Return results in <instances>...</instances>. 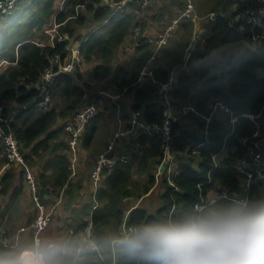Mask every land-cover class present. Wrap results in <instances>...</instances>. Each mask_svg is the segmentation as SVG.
Instances as JSON below:
<instances>
[{
  "label": "trees",
  "instance_id": "1",
  "mask_svg": "<svg viewBox=\"0 0 264 264\" xmlns=\"http://www.w3.org/2000/svg\"><path fill=\"white\" fill-rule=\"evenodd\" d=\"M61 1L63 0H31L29 6L32 7L33 3L39 2V8L38 13L29 19L30 28L43 30L47 26L46 23L51 22L55 16L56 23L60 24V33L56 36L55 45L23 43L17 65H6L0 71V122L4 127L9 125L12 132L19 137L22 151L26 154L30 166L36 165L39 161L45 162L42 170L37 174L42 181L43 196L45 193L58 195L64 191V198L67 196L65 203L68 200L67 209H69L70 202L73 203L69 199L73 198L74 189L79 188L82 183L69 182L68 179L71 174L69 142L59 141L63 132L68 139V134L64 130V121L73 117L88 101L99 104L101 94L94 85L91 88L89 81L82 86L73 75L61 74L58 80L64 84L65 95L75 96L74 101L65 109L59 110L54 103L51 109L35 108L25 115L22 107L31 106L40 99L38 79L50 66L52 58L56 54L66 57L68 40L60 41V35L71 37L75 42L82 40L77 32L86 23L87 15L79 13L80 8L83 7L91 13L95 23H102L110 16L113 4L109 0H65V6L60 10L57 5ZM199 2L197 8L199 15L203 17L201 23L203 22L207 31L203 33V49L197 52L196 48L188 62L193 59L197 61L208 58L211 67L215 70H202L194 66L182 67L180 71L178 70L179 85L173 91L175 108L179 111L185 105L191 104L196 106L198 114L191 112L173 122L176 164L175 170L170 175L165 172L160 178L162 183L160 197L163 206L154 214L140 206V202L159 184L156 173L164 158L160 142L156 138L142 135L133 142H126L124 148L118 149V152L132 153L131 162H118L112 169L104 170L103 185L97 197L98 207L93 209L95 204L93 199L90 210L86 207L87 204L83 205L80 216L86 214L87 217L78 220L67 236L82 239L85 227L92 222L94 238L109 252L114 236H120L124 223L136 230L161 220L201 213L232 203L233 200L221 197L213 203L214 207L208 204L202 210L195 209L202 198L207 199L208 192L214 186L220 187V194L240 193L242 181L237 169L238 162L250 154L255 143H260V148H256V151L264 153V45L258 42L252 45L249 27L246 32H242L239 25L230 24L238 13L248 9H260L263 0H200ZM232 3H237V8L228 13ZM24 8L26 7H18L9 19L1 15L4 20L2 21L0 17V22L6 27L0 33V56L5 54L13 26L17 25L19 18L26 14L27 9ZM137 9L142 10L141 7ZM212 14L216 19H212ZM136 18L137 12L114 15L110 19L113 28L107 35L97 36L93 33L82 43L83 57L88 63L94 62L92 76L96 80H104L112 75L111 61L117 49L132 32V26L137 24ZM138 23L144 27L143 20ZM139 48L141 52L137 55L135 64L127 68L121 67L118 76L113 77L118 89L116 92L131 97L132 111L143 110L145 119L159 121L162 111L155 104V82L152 79L142 84L137 81L139 69L151 55L150 42L144 41ZM238 55L240 59L230 69L226 82L219 74L221 70H218V66ZM176 63L177 61L172 62L170 67ZM155 73L160 81L166 80L170 75L168 68L156 69ZM218 101L223 102L235 115L253 113L259 124L243 116L233 124L230 115L222 109L211 116L214 104ZM11 102L18 105L16 108L18 117L17 121L12 120L8 124L6 122L12 113ZM207 117H211V120L206 129ZM91 124L83 134L82 142L86 148L94 134L95 126ZM257 130L259 135L254 136ZM201 143L203 145L199 148V152H194L195 147ZM151 154L157 156L153 165L142 168L139 164L136 165L137 160ZM7 161L4 143L0 138V196L2 197L18 194L26 178L25 172L17 166L10 165L4 168ZM137 173H140L139 178L135 177ZM263 180L255 179L249 199H264ZM51 188L53 191H50ZM133 200L136 202L133 203ZM15 248L0 243V252ZM116 248L117 264H145L118 244ZM96 255L95 252L85 251L80 259L81 264H100Z\"/></svg>",
  "mask_w": 264,
  "mask_h": 264
},
{
  "label": "built area",
  "instance_id": "2",
  "mask_svg": "<svg viewBox=\"0 0 264 264\" xmlns=\"http://www.w3.org/2000/svg\"><path fill=\"white\" fill-rule=\"evenodd\" d=\"M112 2V12L110 16L100 25L110 22V19L119 13H127V10L131 9V5L135 7H141L142 9H148L155 7L156 0H109ZM15 3V2H14ZM10 0H0V14L3 15L5 9L10 5ZM5 14V13H4ZM212 19H216L214 14L211 15ZM203 19L199 15L196 0H182V8L179 16L175 18L170 24H168L162 31H160L154 37H143V28L141 25H134L132 30L131 41L126 44L125 51H135L145 42H150L153 45V51L151 55L146 59L142 65L139 75L138 83L142 84L148 79H152L156 84V90L154 93L155 104L158 109L162 111V117L159 121H148L144 117L143 110L131 111L127 127L120 120L117 129L114 131L112 139L108 147L100 152L97 156L96 164L91 172V183L93 187V198L95 204L93 209L98 207L97 196L100 188L103 185L104 170L112 169L118 162L128 163L132 160V153L130 152H118L117 147L120 141L133 142L142 135L149 136L150 138H156L160 144L161 149L164 152V158L162 164L158 168L157 179L159 175H163L165 172L170 175L175 170V155H174V143L175 134L173 132V122L175 120L182 119L188 113L198 114L197 108L194 105H185L181 110H176L175 101L173 97V91L178 87L179 83V67L182 68V64H178L170 72L169 77L160 81L156 78V67L155 61L157 56L163 47L167 46L170 38L173 35L175 29H177L183 21H191L197 24ZM56 23V21H55ZM232 26L239 25L242 32H246L248 27L250 28L252 36V45L256 42L264 45V0L260 9H248L242 13H238L232 18ZM56 27L48 35L50 45H55L56 36L59 35L60 24L56 23ZM100 27V26H98ZM258 28V29H257ZM200 30L195 28L192 35L191 43L188 46L191 49L195 43L200 40ZM144 38V40L142 39ZM88 38H84L79 42H75L71 37L60 35L59 40H68L67 43V54L66 57H62L56 54L51 61L50 66L45 69L38 79V88L41 90V96L38 101L33 105H24L25 110H32L35 108L51 109L54 106V86L58 82V76L61 74L73 75L78 83L82 82L77 75L78 69L83 66L84 58L82 54V43ZM49 45V44H48ZM82 64V65H81ZM81 65V66H80ZM78 66H80L78 68ZM127 90V88H125ZM110 95L107 91H99V94ZM219 109L225 111L226 114L230 115V120L234 124L240 117H246L259 124V120L256 115L250 112H245L241 115H235L231 110L218 101L214 104L211 116L216 113ZM100 111L98 104L88 101L84 103L80 110L76 114L64 121V130L68 134L69 142V157L71 159V173L76 175L78 165L80 162V153L82 147L83 134L87 130L88 126L96 118ZM206 129L211 117L206 118ZM12 119L6 123H10ZM259 131L254 133V136H258ZM0 138L3 140L5 147V154L7 157V163L4 168L10 165L17 166L21 171L25 172L26 186L30 192L33 203L36 207V216L32 223L28 226L21 227L18 229L16 235L7 233V230L0 225V243L10 245L11 247H17L20 243V235L22 232L31 230L33 233V240L41 238L45 235L49 226L55 221L58 214L60 213L61 204L64 202V191L55 196L52 199H47L43 196L41 191L40 178L36 174L33 166H30L26 154L22 151V143L17 135L12 132L10 126L4 127V124L0 123ZM247 141V138L244 139ZM203 143L195 147L197 149L194 152H199V148ZM256 148H260V143H255L252 147L250 154L241 159L237 164V169L242 181V190L238 194H221L216 199L207 201L204 197L196 204V210L204 209L208 204L216 202L221 197L229 198L233 201L249 199L250 189L255 179H264V153L256 151ZM194 149V150H195ZM135 231L134 228L126 226L124 223L123 228L120 232V236L116 237L111 242V250L107 252L102 246L96 241L93 236V223L89 222L85 227L82 235V241L84 242L85 251L95 252L100 264H117L118 263V252H117V241L118 239L127 236L128 234ZM84 251V252H85ZM83 252V253H84ZM82 258V255L80 259Z\"/></svg>",
  "mask_w": 264,
  "mask_h": 264
},
{
  "label": "clouds",
  "instance_id": "3",
  "mask_svg": "<svg viewBox=\"0 0 264 264\" xmlns=\"http://www.w3.org/2000/svg\"><path fill=\"white\" fill-rule=\"evenodd\" d=\"M194 67L215 70L208 58ZM117 244L145 264H264V199L147 224ZM83 245L79 237L49 234L0 252V264H81Z\"/></svg>",
  "mask_w": 264,
  "mask_h": 264
},
{
  "label": "rangeland",
  "instance_id": "4",
  "mask_svg": "<svg viewBox=\"0 0 264 264\" xmlns=\"http://www.w3.org/2000/svg\"><path fill=\"white\" fill-rule=\"evenodd\" d=\"M64 1L65 0L61 1L57 5V8L62 10L64 8V6H65V2ZM199 1L200 0H196V6H197V4L200 3ZM30 2H31V0H19V1L18 0H10L11 4L8 6L7 9L3 10L4 13H5V14L3 13V15H5L7 19H9L10 16L13 15V13H15L17 11L18 7H23L24 6V7H26L24 9H27L26 10V14L23 17L19 18L18 24L14 25L12 30H11V32H10V39L8 41V44L6 45L5 54L0 56V71H2L3 67L6 66V65H9V66L17 65L19 57L21 55V46L23 45V43H25V42H33V43H36L38 45H48V44L50 45V41L48 40L49 39L48 35L51 36V34L46 33V32H51L52 33L53 29L57 26L56 23H55V20H56L55 16L53 17L51 22L46 23L47 26H45L46 28L44 27L43 30H40L39 28H36V27L31 29L30 28L29 19L35 13H38L37 10L39 8V6H38L39 2L33 3L32 7L29 6ZM168 3H172V5H170V6H168V7H166L164 9V6H162L163 5V0L156 1L155 5H158L159 7L161 6V9H160V11H158V13H156L154 11V7H151L149 9V11L146 12V10L137 9V7L132 6V5H131V9L127 10V13L137 12V14L145 21L148 18V15H150V18L153 19V21L160 22L161 25L163 26L162 28H164V26L166 27L175 18H177L179 16V13H180L181 8H182V1L181 0H168L167 4ZM236 8H237V3H232L229 6V8H228V13H231L232 11H235ZM197 10H198V8H197ZM80 12L83 13V14L85 13L87 15L86 23L83 26H81L79 28L78 32H77L78 35L79 34L81 35V39H83L86 36L90 37L93 34V32H94L93 29H94L96 23H95V21H94V19L92 17V14L87 12L85 10V8L81 7L80 10H79V13ZM198 13H199V11H198ZM1 15L2 14H0V17L2 18L1 20L3 21L4 18ZM17 18H18V16H17ZM183 22L181 23L182 25H180L177 29L174 30L173 35L170 38V41L168 43V47L167 48H166V46L163 47L162 50L159 53V56H160L162 54V52H164V49L166 48L165 52H164V57H165V63H167V64L172 63L174 61H178V59H182V57L184 56L185 51H186L185 48L187 47V45H190V43H191V39H192L191 37H192V35L194 33V30H195L196 26H197V28L200 31L204 27L203 22L201 23V21H199L197 24H195V23H193L191 21H185L184 23ZM137 25H141L142 26L141 23H138ZM5 27L6 26H4L3 22H0V33L3 32ZM134 27L135 26L133 25L131 30H133ZM112 28H113V23L109 22L107 24H104L101 28L97 29L95 31L96 32L95 34L97 36L107 35ZM206 31L207 30H205V32ZM0 37H1V34H0ZM203 40H204V36L202 37V39L200 40V42L198 44L199 46L197 47V50H196L197 52L201 51L203 49V46H202ZM188 41H190V42H188ZM187 52H189V49H187ZM194 52H195V50H194ZM125 54H127L126 51H125ZM83 58H84V63H86L87 61L85 60V57H83ZM239 59H240V55H238L236 57H232L229 60H225L224 64L221 63L218 66V70H221V71H219V74L222 77H224L226 82L228 81V76H229L230 69L238 63ZM84 63H83V66H81L82 64L80 65L81 67L78 66V68L79 67L80 68L77 71L78 78L82 82L84 81V83H81L82 86L85 85L86 81H89L91 83V85H90L91 88H92V85H94V86L97 85V86H95L97 88V91L98 90H106V88H110V89H114L115 88V90H117V87H116V85H115V83L113 81V77L118 76L117 74L120 72V70H119L120 68H117V70H116L117 72L114 69L112 75L109 78L104 79V80H96L92 76V69H93V63L94 62H89V63L87 62L86 64H84ZM177 66H179V65L177 64ZM224 66H225V68H224ZM63 85L64 84L58 80V82L54 86V94H53L54 100H55L54 103H56V107H58L59 110L65 109L75 99V96L65 95L64 89H63ZM85 88H86V86H85ZM127 98H128V96H127ZM127 104H128V101H127ZM11 105H15V107L17 106V108H18V105H16L15 102H11ZM10 108H12V110H11L12 113H11L10 120L12 119L15 122V121H17V117H18L17 116L18 115V112H17L18 110H16L13 106H11ZM113 110H114L115 115L114 114H110V113L106 114V113L103 112L101 114L100 121L96 123V126L99 127V130H98L97 136H96V138L98 137L97 140H96L97 142L103 140V138L105 137V136H102V135L98 136V134L101 133V132H104V130L109 132V129L114 124L112 122L114 120L117 121V119H118V110L121 111L120 112L121 115H122V113L123 114L125 113V103L122 102L120 107H118L116 105L115 109H113ZM22 112H24L25 115H26L30 111L25 110L23 108ZM127 120H128V118H127ZM128 121H127V124H128ZM104 122H105L104 127H100L99 123L103 124ZM61 137L66 139V135H65L64 132L62 133ZM52 142L54 143L55 141H52ZM196 150L197 149H195L194 151H196ZM86 153H88L87 150H86ZM87 156H88V154H87ZM156 157L157 156L154 157V155H152V154H151V156L145 155L144 158L137 160L136 165L139 164L140 168L145 167L146 165H153L154 160L156 159ZM92 160H93V157H89L90 166L93 165L91 163ZM94 165H95V163H94ZM94 165H93L92 168L95 167ZM154 166H155V164H154ZM135 170H142V169H135ZM154 172H155V170H154ZM140 173H137L136 174L137 176H135V177L139 178L138 175H140ZM36 174H37V172H36ZM158 177H159V179L157 180V183H159V184L157 185L156 189H154L151 192V194H149L147 197H145L143 199L142 202H140L141 203L140 206L142 208H145L151 214H154L159 208H161L163 206V200L160 197V192L162 191V183H160V180H161L160 178L162 177V175L160 174ZM212 189H214L215 195L212 196V198H210V199L218 198L220 196L219 195L220 187L219 186H214ZM72 199L73 198H70L69 200L72 201ZM88 199H89V197H85V200H88ZM92 199H93V201H95L93 197H92ZM134 202H136V201L133 200V203ZM67 203H68V200L63 205L61 204V206H65L66 207V214L65 215L63 214L59 218H58L59 214L57 216V218L59 219L60 223L63 224L62 229H58L59 231L60 230L62 231L63 229H65V225H66V220L68 218V214L69 215L71 214V211H68L69 209L67 210V205H68ZM140 203H138V204H140ZM70 206L73 209H75V207H76L74 202L73 203L70 202ZM209 206H213L214 207V204H211ZM80 207L82 209V206H79L78 208L80 209ZM86 207L90 210L91 207H92V203H87ZM83 218H85V216L81 217L80 219H76V220L81 221ZM71 223L75 224L76 221L73 222V220H72ZM55 231L57 232V230H55ZM114 237L116 238V237H119V236H114ZM28 240H30V239H28ZM28 243H30V242H28Z\"/></svg>",
  "mask_w": 264,
  "mask_h": 264
},
{
  "label": "crops",
  "instance_id": "5",
  "mask_svg": "<svg viewBox=\"0 0 264 264\" xmlns=\"http://www.w3.org/2000/svg\"><path fill=\"white\" fill-rule=\"evenodd\" d=\"M156 1H158V0H156ZM167 2H168V0H163L162 6H164V9L166 7L172 5V3L167 4ZM150 8L142 9V10H146V12H147V11H149ZM160 9H161V6L159 7L158 5H156V8L154 7V11L156 13H158V11H160ZM136 19H137L136 20L137 23L140 22V20H143L138 14H137ZM143 22H144V27H142L143 28V37H152V36L154 37L155 35H157L160 31H162L165 28V26H164V28H162L163 26L161 25L160 22L153 21V19L150 18V15H148V18L146 19V21L143 20ZM105 24H107V23H105ZM99 25H100V23H96L93 31L97 30V27ZM205 30H206V28L203 27V29L200 32V40L202 39V36H203V33L205 32ZM85 38H87V36ZM131 38H132V33H130V35L125 40V42L117 49L115 56L113 57V59L111 61L112 71L114 69L116 71L117 68H121V67L127 68V67H130V66L135 64V59H136L137 55L141 52V49L138 48L135 51L127 50L126 51L127 54H125L126 44H128L131 41ZM200 40L198 41V43H195V45L191 49H189L188 48L189 45H187V47L185 48L186 51L184 50L185 54L182 57V59H178L177 63L171 67H170V65L172 63H169V64L165 63L164 52H165V49L168 47V45H167L166 48L164 49V52H162V54L160 56L159 55L157 56V60L155 61L156 69L168 68L169 73H170V71L177 64H182L183 68L184 67L191 68L192 66H194V62L196 60L193 59L190 62H188V61L191 59V57H193L194 50H196V48L199 46L198 44H199ZM188 42H190V41H188ZM150 46H151V53H152L154 47L151 43H150ZM187 49H189V52H187ZM140 69H139L138 73L140 72ZM180 69L181 68L179 67V71H180ZM95 86H97V85H95ZM117 90H115V88L114 89L106 88V90H104V91L105 92L107 91L108 93H110V95H106V93L101 94V96H100L101 98L99 101L100 103L98 104L100 111L97 115V118H95L92 121L93 123L91 124L92 126H95L93 137L90 140V144H89L88 148H86L82 142L81 153H80V162L78 165L77 173H76V175H72V173H71L69 178H68L69 182L73 181V182H81L82 183V184H80L81 186L79 188L74 189L75 191L72 194V196H73L72 201L74 202L76 207H75V209H73L70 206L69 210L67 209L68 211H71V214L70 215L68 214L65 229H63L62 231L61 230L59 231L58 229H62L63 224L60 223L58 218L60 216H62L63 214L64 215L66 214V207L65 206H64V208L62 207L60 209V213H59L58 218H56L55 221L49 226L45 235H49V234L68 235L71 227L76 224V223L72 224L71 221L73 220V222L74 221L77 222L78 220H76V219L81 218V216H80L81 207H80V209L78 207L83 206L87 203H91V201H92L93 187H92V183H91V172L94 169L92 167H93L94 163L96 164L98 154L100 152L104 151L108 147V145L112 139L113 133L118 127L119 121L121 120L124 123V126L127 127V121L129 120V117H130V114L132 111L130 108V106L132 104L131 97L130 96H128V98L125 97L124 93L116 92ZM99 91H103V90H98V92ZM127 101H128V104H127ZM122 102L125 103V113L124 114L122 113V115H121V113H120L121 111L118 110L117 121L114 120L112 122L114 124L109 129V132L104 130V132H101L98 134V136L102 135L105 137L104 138L102 137L103 140L97 142L96 140L98 137L96 138V136H97V132L99 130V127L96 126V123L100 121L101 114L104 112L106 114L110 113V114L115 115L113 109H115L116 105L118 107H120ZM11 106H13L15 109L17 108V106L15 107V105H11ZM127 115H128V120H127ZM104 124H105V122L103 124L99 123V126L104 127ZM60 140H65V142L68 143L67 137H66V139L61 137L59 139V141ZM126 145H127L126 142L120 141V143L117 147H119V148L123 147L124 148V146H126ZM86 150L88 151V153H86ZM87 154H88V156H87ZM89 157H93V160L91 161V163L93 164L92 166H90V164H89ZM44 163H45L44 161L43 162L39 161V162H36V165L33 166V168L35 169L37 174H39V172L42 170ZM24 181L25 182H24L23 188L19 191L18 194L8 195V196H4V197L0 196V225L4 229H6L7 233H9V234L16 235L18 229H20L21 227H25V226L30 225L36 216V207L33 203L30 192L26 186V180L24 179ZM40 182L42 185L41 180H40ZM41 187L43 189V186H41ZM50 191H53L52 188L50 189ZM214 195H215L214 189H211L208 192L209 198H212V196H214ZM44 196L45 197L47 196L46 197L47 199H52L55 196H57V193L56 194L45 193ZM85 197H89V199L85 200ZM66 198H67V196H66ZM66 198L64 199V203H65ZM83 216L87 217L86 214ZM55 230H57V232ZM28 239H30V240H28ZM19 240H20L21 244L19 243V245L16 248L21 247L25 244H28V242H32L33 241L32 231L28 230L26 232H22Z\"/></svg>",
  "mask_w": 264,
  "mask_h": 264
},
{
  "label": "water",
  "instance_id": "6",
  "mask_svg": "<svg viewBox=\"0 0 264 264\" xmlns=\"http://www.w3.org/2000/svg\"><path fill=\"white\" fill-rule=\"evenodd\" d=\"M47 197V196H46Z\"/></svg>",
  "mask_w": 264,
  "mask_h": 264
}]
</instances>
